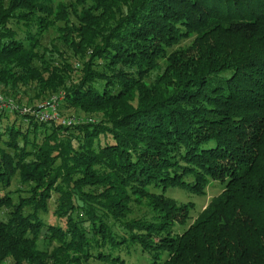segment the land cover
I'll return each mask as SVG.
<instances>
[{
    "label": "trees",
    "instance_id": "trees-1",
    "mask_svg": "<svg viewBox=\"0 0 264 264\" xmlns=\"http://www.w3.org/2000/svg\"><path fill=\"white\" fill-rule=\"evenodd\" d=\"M0 94V264H264V0H0Z\"/></svg>",
    "mask_w": 264,
    "mask_h": 264
},
{
    "label": "rangeland",
    "instance_id": "rangeland-1",
    "mask_svg": "<svg viewBox=\"0 0 264 264\" xmlns=\"http://www.w3.org/2000/svg\"><path fill=\"white\" fill-rule=\"evenodd\" d=\"M73 0H55V3H70ZM56 32L54 30L49 31L42 37V43L47 46L50 41L54 37H56ZM191 43V40H186L181 43V46H188ZM154 79V76L153 78ZM46 102V101H45ZM43 102V103H45ZM16 185H13L11 190H15ZM223 191V185L220 182H212L211 185L208 187L206 194L204 196H199V195H194L191 194L187 191L180 190V189H170L167 191V196L170 198H173L177 200L180 203H188V202H193L195 204V210L192 213V220L186 225L178 228V232H182L185 228L188 227L189 224L193 222V220L198 216V214L209 204V202L212 200V198L216 197ZM58 198V195H54L53 199L50 202V211L49 214L46 216V219L50 221L52 219V213L56 208V200ZM147 209L145 207L143 208H136L135 213L132 215V218H137L142 216ZM53 246H57L56 243L51 245L49 248L52 249ZM122 256L124 259L127 261V264H150L149 259H145L142 257V254L140 255L139 253H130L127 254L126 252L122 253ZM89 264H100L98 262L90 261Z\"/></svg>",
    "mask_w": 264,
    "mask_h": 264
},
{
    "label": "built area",
    "instance_id": "built-area-1",
    "mask_svg": "<svg viewBox=\"0 0 264 264\" xmlns=\"http://www.w3.org/2000/svg\"><path fill=\"white\" fill-rule=\"evenodd\" d=\"M63 96H54L49 101L40 105L37 110L33 113L39 118L42 122H55L61 123L63 125L71 126L73 124L80 123L79 119L70 117H62L59 112V107ZM16 109V106L12 100L6 99L3 95L0 94V112H12ZM28 110H24L27 112Z\"/></svg>",
    "mask_w": 264,
    "mask_h": 264
}]
</instances>
